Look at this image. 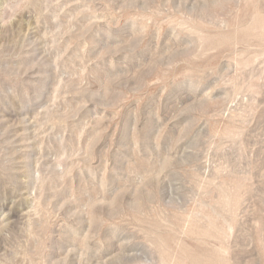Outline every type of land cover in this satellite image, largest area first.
Here are the masks:
<instances>
[{
    "label": "rangeland",
    "instance_id": "obj_1",
    "mask_svg": "<svg viewBox=\"0 0 264 264\" xmlns=\"http://www.w3.org/2000/svg\"><path fill=\"white\" fill-rule=\"evenodd\" d=\"M0 264H264V0H0Z\"/></svg>",
    "mask_w": 264,
    "mask_h": 264
}]
</instances>
